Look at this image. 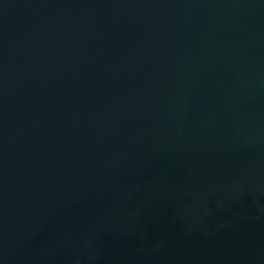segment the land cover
<instances>
[{"label":"water","instance_id":"95a60500","mask_svg":"<svg viewBox=\"0 0 264 264\" xmlns=\"http://www.w3.org/2000/svg\"><path fill=\"white\" fill-rule=\"evenodd\" d=\"M0 264H264V0H0Z\"/></svg>","mask_w":264,"mask_h":264}]
</instances>
